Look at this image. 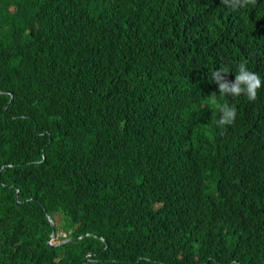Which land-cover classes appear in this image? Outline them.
Masks as SVG:
<instances>
[{"label":"trees","instance_id":"16d2710c","mask_svg":"<svg viewBox=\"0 0 264 264\" xmlns=\"http://www.w3.org/2000/svg\"><path fill=\"white\" fill-rule=\"evenodd\" d=\"M241 62L264 0H0V264H264V86L211 79Z\"/></svg>","mask_w":264,"mask_h":264},{"label":"clouds","instance_id":"9594fccd","mask_svg":"<svg viewBox=\"0 0 264 264\" xmlns=\"http://www.w3.org/2000/svg\"><path fill=\"white\" fill-rule=\"evenodd\" d=\"M221 3L235 12L240 9L247 8L248 6L254 7L257 4V0H221ZM228 72L229 71L225 69L218 68L217 70H213L211 74V79L218 86L219 94L225 97H239L244 95L248 101L254 102L257 99L258 90L264 86V81L261 80L259 74L248 70L243 62H241L237 67L234 81L229 82L225 79V74ZM207 97L208 103L219 114V118L216 121L217 126L223 127L226 125H232L237 116V109L227 103H221L218 100L216 93L208 95ZM17 198L18 196L16 194L15 199L17 200ZM16 204L20 205L21 203L17 201ZM49 222L52 228V235L47 242L48 245L50 247H55L57 245L69 242L67 240L59 242L58 237H63L64 235L59 233L57 236H55V225L52 220ZM85 259H87V256Z\"/></svg>","mask_w":264,"mask_h":264},{"label":"water","instance_id":"95a60500","mask_svg":"<svg viewBox=\"0 0 264 264\" xmlns=\"http://www.w3.org/2000/svg\"><path fill=\"white\" fill-rule=\"evenodd\" d=\"M12 99V94L10 93V100ZM43 160H44V158H43ZM53 227V226H52ZM72 239H69V240H67V241H71ZM86 258V257H85Z\"/></svg>","mask_w":264,"mask_h":264},{"label":"bare ground","instance_id":"6f19581e","mask_svg":"<svg viewBox=\"0 0 264 264\" xmlns=\"http://www.w3.org/2000/svg\"><path fill=\"white\" fill-rule=\"evenodd\" d=\"M57 235V234H56Z\"/></svg>","mask_w":264,"mask_h":264}]
</instances>
